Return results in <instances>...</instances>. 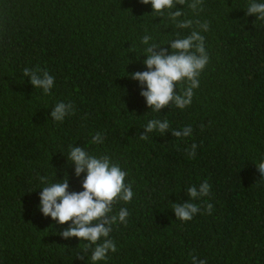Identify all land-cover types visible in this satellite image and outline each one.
Returning <instances> with one entry per match:
<instances>
[{
    "label": "trees",
    "instance_id": "1",
    "mask_svg": "<svg viewBox=\"0 0 264 264\" xmlns=\"http://www.w3.org/2000/svg\"><path fill=\"white\" fill-rule=\"evenodd\" d=\"M247 2L176 6L184 18L209 22V63L191 105L155 113L129 74L146 70L144 35L163 43L181 31L166 12L151 13L140 0H0V264H89L83 241L59 235L71 221L57 224L37 208L41 178L66 175L69 191L82 190L84 173L74 176L67 158L72 146L107 154L134 192L131 202L113 204L112 214L123 207L130 215L113 225L117 251L100 264H191L192 255L206 264H264V175L256 167L264 160V21L245 15ZM25 68L52 75L50 93L34 88ZM59 101L74 106L62 122L51 117ZM155 118L169 130L140 139ZM185 126L190 137L173 136ZM97 132L102 144L91 142ZM204 180L209 195L190 200L201 211L177 219L174 204L188 202L187 188Z\"/></svg>",
    "mask_w": 264,
    "mask_h": 264
},
{
    "label": "clouds",
    "instance_id": "2",
    "mask_svg": "<svg viewBox=\"0 0 264 264\" xmlns=\"http://www.w3.org/2000/svg\"><path fill=\"white\" fill-rule=\"evenodd\" d=\"M140 3L151 6V13H167V21L175 29H191L189 34L181 35V31L174 33V38L163 43L156 42L150 34L144 35L140 43L144 46L142 61L144 71H135L129 78L136 81L144 98L145 105L155 113L174 104L179 109L191 105L194 90L200 85V75L209 63V55L205 47V33L209 30L207 20L184 18L185 5L193 12L201 10L202 0H140ZM175 9V11H173ZM245 9V8H244ZM245 15H254L256 20L264 21V0H248ZM167 45L168 47H164ZM159 48V51L154 49ZM24 76L29 78L34 88L41 89L44 94L50 93L54 87L55 78L47 71L39 73L25 68ZM184 87L178 90V86ZM175 89V91H174ZM74 106L70 102L59 101L52 107L51 117L56 122H62L70 115ZM169 121L159 118L149 119L144 125L147 135L139 136L147 140L152 132L165 133L169 130ZM177 138L190 137L191 126L182 130H173ZM93 144H102L104 137L100 132L92 136ZM197 144L193 143L188 150L189 156L196 153ZM68 162L74 166V176L80 177V191H69V181L65 175L63 179L48 182L41 178L43 188H38L39 203L37 208L44 216L51 218L57 224L71 221L69 226L59 233L64 239L75 237L84 242V251L89 264H100L106 261L109 252L117 251V244L110 233L114 224L128 223L130 215L127 208H120L116 214L113 204L118 201L129 203L134 198L132 186L125 182L128 173L107 155H93L81 147L72 146L67 153ZM258 171L264 175V160L256 164ZM211 191V184L204 180L199 186L187 188L189 200L183 204H174L172 208L177 219L191 220L201 211L196 203L190 202L206 197ZM211 210V204L208 206ZM191 264H206L204 259L192 255Z\"/></svg>",
    "mask_w": 264,
    "mask_h": 264
}]
</instances>
